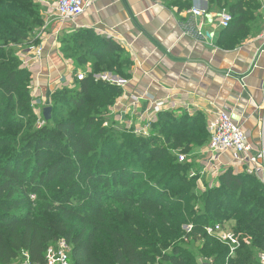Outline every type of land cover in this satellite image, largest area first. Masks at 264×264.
Returning <instances> with one entry per match:
<instances>
[{"label":"trees","instance_id":"trees-1","mask_svg":"<svg viewBox=\"0 0 264 264\" xmlns=\"http://www.w3.org/2000/svg\"><path fill=\"white\" fill-rule=\"evenodd\" d=\"M168 1L179 11L194 2ZM206 1L208 11L233 16L221 48L235 49L259 30L262 0ZM42 9V0H0V264L23 252L44 264L60 238L71 246L70 264H201L199 255L225 264L229 247L206 227L230 219L254 236L230 264H260L254 254L264 251V183L229 169L199 189L192 157L183 162L179 154L209 141L201 111H160L148 135L119 125L111 108L124 87L93 76L131 78L133 61L113 38L93 29L66 36L67 56L94 63L84 79L76 75L53 92L52 118L37 125L33 75L18 47L44 25Z\"/></svg>","mask_w":264,"mask_h":264},{"label":"crops","instance_id":"crops-1","mask_svg":"<svg viewBox=\"0 0 264 264\" xmlns=\"http://www.w3.org/2000/svg\"><path fill=\"white\" fill-rule=\"evenodd\" d=\"M42 1L45 23L37 34L40 42L20 53L33 75L32 95L40 117L51 105L53 92L73 83L78 72L90 71L94 63L89 58L86 65H79L67 56L66 36L93 29L113 38L133 61L132 76L121 85L125 93L111 108L119 125L151 129L164 110L191 115L201 111L209 123L218 111L227 109L246 132L251 153L264 150V110L259 108L264 103V0L259 30L235 49L220 47L219 10L208 11L206 0H195L193 7L206 11L199 17L179 11L168 0H90L83 15L66 21L56 13V0ZM208 31L212 41L204 39ZM207 143L191 152L193 172L202 185L217 184L229 169L247 172V164L233 150L219 153L215 165H209Z\"/></svg>","mask_w":264,"mask_h":264},{"label":"built area","instance_id":"built-area-1","mask_svg":"<svg viewBox=\"0 0 264 264\" xmlns=\"http://www.w3.org/2000/svg\"><path fill=\"white\" fill-rule=\"evenodd\" d=\"M90 4V0H56L55 9L59 18L63 21L76 20L83 15ZM189 12L196 17L204 16L206 11L198 7H192ZM218 25L220 28H227L233 20V16L226 9H221L217 12ZM206 41H212L213 35L207 32L204 35ZM38 55H41L42 49L37 48ZM77 78L82 80L86 77V72H78ZM111 75V74H110ZM94 78L100 79L108 76L101 73L93 74ZM117 84L122 85L126 79L120 76H113ZM137 101V99L135 100ZM264 110V103L259 106ZM39 116V115H38ZM45 119L39 116L38 126L45 124ZM150 125V124H149ZM150 126L143 128H136L137 133L148 135ZM208 130L210 139L204 149L206 158L209 165L214 166V161L217 159L218 154L227 151H235L236 156L247 164V172L256 175L264 183V150H259L256 154H252L253 145L249 142L246 132L236 122L229 110L222 109L218 111L217 115L209 121ZM190 154H179L180 161H185ZM215 185V184H214ZM188 231L191 226H186ZM206 231L209 235L217 238L219 241L229 247V255L225 264H230L232 259L238 254V251L244 246L241 235L236 231L226 228L222 224L216 226H207ZM71 246L65 238L58 239L54 244L50 245L46 251L44 264H70ZM260 264H264V251L259 253ZM12 264H39L33 262L28 252H23L20 258ZM201 264H213V259L201 261Z\"/></svg>","mask_w":264,"mask_h":264},{"label":"rangeland","instance_id":"rangeland-1","mask_svg":"<svg viewBox=\"0 0 264 264\" xmlns=\"http://www.w3.org/2000/svg\"><path fill=\"white\" fill-rule=\"evenodd\" d=\"M46 1V0H45ZM42 3H43V1H42ZM194 3H195V0H194V2H193V5H194ZM42 11L44 12V9H42ZM40 30V29H39ZM37 34H38V30H36L33 34H32V36H31V39L30 40H28L24 45H19V47H18V53L20 54V53H22V51L27 47V46H29L30 45V43L31 42H33L34 40H36L37 38H36V36H37ZM38 37V36H37ZM87 73V72H86ZM101 74H103V75H105V74H107L108 76H106V77H104V78H100L101 80H105V81H109V82H112V83H117V82H115V80L113 79V76H120V75H117V74H115V73H113V72H110V71H103ZM111 74V75H110ZM43 115V114H42ZM43 117V116H42ZM43 119H44V117H43ZM45 123H46V121H45ZM38 125V124H37ZM189 159V158H188ZM187 159V160H188ZM187 160H185V161H187ZM191 161H193V159L191 160ZM184 162V161H183ZM194 174L192 175V176H195V175H197V176H199L197 173H195V172H193ZM200 179V178H199ZM198 179V185H199V189H201L202 191L206 188V183H203V185L201 184V182H200V180ZM224 225H225V227L226 228H229V229H231V230H234V231H236L238 234H240L241 235V238H242V240H243V242H244V248H252L253 247V242H254V236L252 235V234H250V233H248V232H245V231H243V230H238V228H237V223H236V221L235 220H233V219H230V220H227V221H225V223H224ZM184 229L186 230V231H188V229H187V227L186 226H184ZM187 241H188V239H187ZM199 244L200 243H197V245H195L196 247H198L199 246ZM261 251H256V253L254 254V259H255V261H258L259 260V253H260ZM207 259H210V257H206V256H204V255H199V261L201 262V261H204V260H207ZM245 264V263H244ZM246 264H250L249 263V261H247L246 262Z\"/></svg>","mask_w":264,"mask_h":264},{"label":"water","instance_id":"water-1","mask_svg":"<svg viewBox=\"0 0 264 264\" xmlns=\"http://www.w3.org/2000/svg\"><path fill=\"white\" fill-rule=\"evenodd\" d=\"M52 111H53V107L52 105H48L43 109V117L44 119L50 120L52 118Z\"/></svg>","mask_w":264,"mask_h":264}]
</instances>
